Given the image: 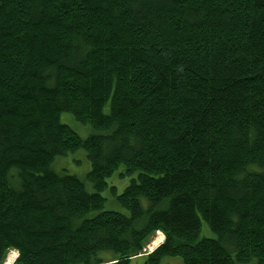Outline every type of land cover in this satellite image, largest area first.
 <instances>
[{
  "label": "trees",
  "instance_id": "obj_1",
  "mask_svg": "<svg viewBox=\"0 0 264 264\" xmlns=\"http://www.w3.org/2000/svg\"><path fill=\"white\" fill-rule=\"evenodd\" d=\"M78 148L92 192L51 167ZM120 165L128 214L103 210ZM10 249L264 264V0H0V264Z\"/></svg>",
  "mask_w": 264,
  "mask_h": 264
},
{
  "label": "rangeland",
  "instance_id": "obj_2",
  "mask_svg": "<svg viewBox=\"0 0 264 264\" xmlns=\"http://www.w3.org/2000/svg\"><path fill=\"white\" fill-rule=\"evenodd\" d=\"M60 121L72 128L82 138L87 137L94 131L90 124L79 122L70 112H62L60 114ZM51 167L56 172L77 176L80 180L83 181L87 191H93L92 184L87 178V174L90 171L91 164L87 157L85 149L78 148L74 151L67 152L65 155H59L55 157ZM123 173L124 167L120 165L109 177H107V187L101 192V195L104 197L103 210H114L122 212L124 214H128L127 210L118 203L116 196L122 192L124 187L130 182L131 179L136 177V173L129 175ZM202 233L206 236H214L205 224ZM162 239L163 234L161 232H157L156 235L147 244L145 249L146 253L152 251L155 247H157L162 242H160V240ZM150 244L156 245L154 248L150 249ZM16 255V251L14 249H10L7 253L4 263L9 262L8 264H10V262L14 261ZM99 256L103 259H110L115 257L116 253L111 250H105L101 251L99 253ZM145 259L146 257L144 256L135 257L130 260L129 264H145ZM160 264H183V261L179 256H165L161 260Z\"/></svg>",
  "mask_w": 264,
  "mask_h": 264
},
{
  "label": "bare ground",
  "instance_id": "obj_3",
  "mask_svg": "<svg viewBox=\"0 0 264 264\" xmlns=\"http://www.w3.org/2000/svg\"><path fill=\"white\" fill-rule=\"evenodd\" d=\"M161 241H163V239L160 240V242H161ZM160 242H159V243H160ZM155 245H156V244H150V245H149L150 249L154 248ZM148 253H149V252H148ZM8 263H9V262H5V263H3V264H8ZM10 264H12V262H10Z\"/></svg>",
  "mask_w": 264,
  "mask_h": 264
}]
</instances>
